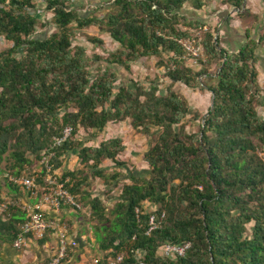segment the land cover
I'll return each mask as SVG.
<instances>
[{
  "label": "trees",
  "instance_id": "obj_1",
  "mask_svg": "<svg viewBox=\"0 0 264 264\" xmlns=\"http://www.w3.org/2000/svg\"><path fill=\"white\" fill-rule=\"evenodd\" d=\"M37 1L51 13L55 28L45 38L34 36L36 25H43ZM37 1L0 0V36L11 43L0 52V161L8 153L16 168L3 175L23 176L28 156L39 159L52 139L69 128L70 138L54 150L52 168L72 150L81 165L94 169L93 176L102 177L95 170L102 160L124 165L116 159L123 146L114 138L75 148L73 136L79 130L101 132L107 123L126 119L145 135L155 128L157 136L143 154L146 176L131 170L108 213L99 197L90 198L91 217L100 221L97 230L103 234L94 232L101 252L94 264H264V117L255 110L264 109L255 67L261 36L247 34L236 51L226 53L215 29H207L199 43L204 61L191 69L178 44L192 39L187 29L193 23L182 24L186 18L180 15L189 0H110L112 10L101 18L80 15L69 0ZM243 2L223 4L243 16ZM201 7L194 0L193 8ZM72 24L104 27L119 47L104 59L111 71L106 67L91 74L92 60L82 47L72 46ZM149 57L165 65V94L135 82L113 85V65L127 69L129 62ZM202 78L212 81L202 86L212 104L198 132L187 133L181 120L197 113L189 112L171 87H190ZM75 175L65 170L59 178L67 180V191L82 206L76 194L86 177L79 181ZM41 176L36 184H42ZM145 204L152 209L143 211ZM8 211L6 205L0 213V240L12 242L23 219L2 220ZM150 216L156 228L146 234ZM184 243L189 248L182 257L159 256L164 245ZM118 256L121 261L115 263Z\"/></svg>",
  "mask_w": 264,
  "mask_h": 264
},
{
  "label": "rangeland",
  "instance_id": "obj_2",
  "mask_svg": "<svg viewBox=\"0 0 264 264\" xmlns=\"http://www.w3.org/2000/svg\"><path fill=\"white\" fill-rule=\"evenodd\" d=\"M36 1L37 0H35V2ZM198 1L202 3V7L198 10L193 8L194 0H189L182 6V9L187 11L186 13H183V17L186 19L182 22V24L188 21L193 23L192 30L187 29V31L196 43H200L202 34L207 29H215L214 27L217 25V22L215 23V21L216 18H218L217 15H221L220 11H222V9L228 10L231 7L223 4L224 0ZM37 2L39 3V1ZM38 3L33 4L35 5ZM243 3L248 4L245 5L246 9L244 8V12L241 14L246 16L247 19L251 20L253 23L250 32L251 37H253V39H257L261 36L262 40L257 46L256 52L258 53L257 55L264 57V0H244ZM69 4H71V7H73V9H75V11L80 15H88L89 17L95 16L101 18L106 12H110L112 10L110 0H69ZM35 7L41 11L38 22L43 25H36V32L34 33V36L36 38H45L50 33L55 31V28L51 24L52 15L49 11H46L44 6L42 4L40 5V3ZM191 11L195 13L194 15H198L197 18L203 19L201 23H197L198 21L191 19L192 17L189 15V12ZM235 12L237 11L235 10ZM212 18L214 19L211 20ZM207 19L210 21H207ZM196 24H200L202 27L194 28V25ZM69 34L71 35L72 46L82 47L86 56L92 60V63L90 64V71L92 75H95L98 70H104L106 67H109L110 70V66H106L107 63L104 59L107 58L109 53L114 52L119 47L116 42L111 40L109 35L105 32L103 26L91 25L87 28L77 29L75 25L72 24L69 26ZM90 39H94L95 42ZM10 47V42L5 41V39H1L0 52ZM97 58H100L101 60H97ZM184 60H187L185 64L190 66L191 69H196L199 63L204 61V55L201 50L196 61H192L187 57H185ZM157 61L158 60L154 57L139 58L129 62L127 69L123 66L113 65V85H119L122 83L131 87L132 82H135L144 89L156 86L158 92L165 94L166 88L169 85V81L165 76L166 68L164 67V64H161L162 66H158ZM212 71H215V67L212 68ZM211 83V80H205V78H202V80H198L197 83L192 84L190 87L180 83H176L171 87V90L184 100L189 112L197 113L196 118L192 117V114H187L181 120L180 124L185 132H198L199 125H201V118H203L207 109L210 108L212 100L211 94L203 89L202 86H208ZM113 91L115 92V90ZM263 91L264 89L259 86L260 97ZM255 110L260 117H264V109L262 107L256 106ZM157 133V129L155 128L151 129L150 135L139 133L130 127L127 119L115 123L109 122L105 125L101 132L94 133V131L91 130H79L73 136L75 148L96 147L100 142L114 138L119 139L123 146V150L119 153L116 159L124 165L116 166L108 160H102L97 168H95V170L102 171V177L93 176L92 172L94 169H89L84 165H81L76 153L72 150L67 151L63 157L59 158L60 166L57 169H54L58 177H60L65 170L73 171V173L76 174L75 179L77 178L79 180L83 176L86 177L85 181L81 180L82 184L78 188L76 194V197L82 206L89 208V214L80 213L81 223L79 227V232L86 235L89 240V246L86 251L87 253L84 255V258L87 261L86 264H94V261L101 256L98 244L93 242L92 245V242H90V239H93L94 232L97 231L100 237L103 236V234L97 230V227L100 226V221L98 222V220L91 217L92 213L89 207V195L93 193L98 196L105 212L108 213V211H110L113 205L117 202L119 190L121 189L120 187L124 183L128 182L127 176L131 170L136 171V174L139 173L141 176H146L144 173L142 174V171H146L148 169L147 164L143 161V154L156 138ZM9 157V154L7 153L0 161V189L2 190H5L6 188L4 185L5 181L3 174H12L11 172L16 170V168H11V165L15 162ZM28 160L29 164L25 165L23 175L31 177L34 173H37V171L40 170L41 166L39 165L38 159L33 156H28ZM54 164V162L51 164L52 167ZM0 203H4L1 198ZM151 209L152 208L149 205H143V211H149ZM60 223L66 224L65 221ZM69 225L70 224H66L67 229H69Z\"/></svg>",
  "mask_w": 264,
  "mask_h": 264
},
{
  "label": "crops",
  "instance_id": "obj_3",
  "mask_svg": "<svg viewBox=\"0 0 264 264\" xmlns=\"http://www.w3.org/2000/svg\"><path fill=\"white\" fill-rule=\"evenodd\" d=\"M247 4L243 3L242 10ZM186 12L185 9H181L180 15L184 16L183 13ZM220 13L221 15H217L218 18L215 21L217 25L215 27L213 26L216 31L215 35L218 37L219 47L225 50L226 53H232L243 43L247 34L251 37L250 32L253 23L246 16H239L232 7L228 10L222 9ZM194 14L192 11L189 12V15L192 17L191 19L198 21L197 23H201L203 19L197 18L198 15ZM207 21L210 20L207 19ZM255 54L257 83L264 89V57L257 55V52ZM94 196L96 195L93 193L90 194V198ZM0 198L9 207L7 215L2 217V220L7 221L12 216L22 220L24 218V208L35 205L38 201L39 193H31L18 187L6 186L5 190L0 189ZM40 212L45 219L55 222L65 221L67 225L70 224L67 240L74 242L75 246L68 247V253H66V256L60 264H86L87 261L84 255L87 253L89 240L86 235L79 232V227L81 223L80 213H88V207L81 206L80 211H72L64 208L57 212L48 208H40ZM90 242L93 245V242H95L94 236L93 239H90ZM57 249L58 236L55 231H48L40 240H35L32 237L27 238L19 249H14L12 242L0 240V264H44L55 255Z\"/></svg>",
  "mask_w": 264,
  "mask_h": 264
},
{
  "label": "built area",
  "instance_id": "obj_4",
  "mask_svg": "<svg viewBox=\"0 0 264 264\" xmlns=\"http://www.w3.org/2000/svg\"><path fill=\"white\" fill-rule=\"evenodd\" d=\"M27 12L31 10L27 9ZM3 37L0 36V41ZM178 44L184 51V58L187 57L192 61H196L198 58L201 47L199 43H196L193 39H180ZM70 138V129H62L60 135L52 139V143L49 148L40 155L38 159L40 170L34 173L33 176L27 177L25 175L19 177H13L4 175L6 182L16 185L25 191L31 193H39L38 201L33 206H27L24 208V218L22 223L18 226L16 236L12 241V247L19 249L24 244L27 238H34L40 240L48 231H55L58 236V249L55 255L44 264H60L65 257L68 247L75 246V243L67 240L68 229L66 224L55 222L53 220L45 219L40 212V208H48L53 211H60L61 209L68 208L72 211H80L81 205L74 200V197L67 191L65 183L67 180L61 181L56 175V172L50 164V160L54 157V150L60 147L65 141ZM41 176V183L36 184L35 179ZM6 209L5 203H0V213ZM137 213V211H135ZM156 228L154 218L152 216L148 219V228L146 234ZM189 248V243L182 245H164L159 250V256L173 259L175 257H182L185 251ZM121 261V256H118L115 263ZM106 264H114L109 262ZM138 264H144L139 262Z\"/></svg>",
  "mask_w": 264,
  "mask_h": 264
},
{
  "label": "water",
  "instance_id": "obj_5",
  "mask_svg": "<svg viewBox=\"0 0 264 264\" xmlns=\"http://www.w3.org/2000/svg\"><path fill=\"white\" fill-rule=\"evenodd\" d=\"M212 104V103H211ZM211 106V105H210Z\"/></svg>",
  "mask_w": 264,
  "mask_h": 264
}]
</instances>
